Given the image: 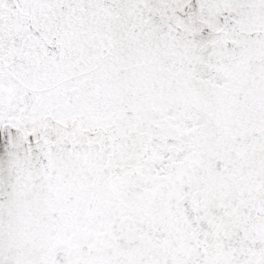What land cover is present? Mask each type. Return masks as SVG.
Instances as JSON below:
<instances>
[{
    "label": "snow or ice",
    "instance_id": "1",
    "mask_svg": "<svg viewBox=\"0 0 264 264\" xmlns=\"http://www.w3.org/2000/svg\"><path fill=\"white\" fill-rule=\"evenodd\" d=\"M0 264H264V0H0Z\"/></svg>",
    "mask_w": 264,
    "mask_h": 264
}]
</instances>
